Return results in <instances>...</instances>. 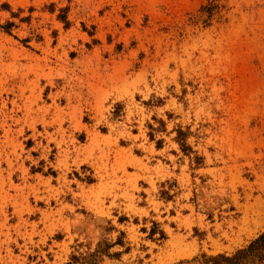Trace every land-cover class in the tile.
I'll use <instances>...</instances> for the list:
<instances>
[{
  "label": "rangeland",
  "instance_id": "rangeland-1",
  "mask_svg": "<svg viewBox=\"0 0 264 264\" xmlns=\"http://www.w3.org/2000/svg\"><path fill=\"white\" fill-rule=\"evenodd\" d=\"M7 22L0 264H202L264 232V0H0Z\"/></svg>",
  "mask_w": 264,
  "mask_h": 264
},
{
  "label": "trees",
  "instance_id": "trees-1",
  "mask_svg": "<svg viewBox=\"0 0 264 264\" xmlns=\"http://www.w3.org/2000/svg\"><path fill=\"white\" fill-rule=\"evenodd\" d=\"M12 25L7 22L3 25L0 24V28L6 31ZM182 132L178 131V136H181ZM177 136V137H178ZM183 150L185 145L182 140H179ZM202 264H264V232L252 240L247 246L236 250L232 254L219 253L212 256H206L202 254ZM65 264H75L74 262H67Z\"/></svg>",
  "mask_w": 264,
  "mask_h": 264
}]
</instances>
